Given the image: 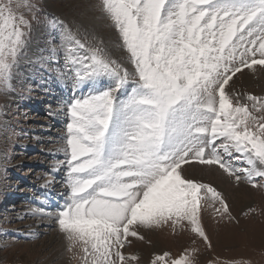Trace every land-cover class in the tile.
Masks as SVG:
<instances>
[{
    "label": "snow or ice",
    "instance_id": "snow-or-ice-1",
    "mask_svg": "<svg viewBox=\"0 0 264 264\" xmlns=\"http://www.w3.org/2000/svg\"><path fill=\"white\" fill-rule=\"evenodd\" d=\"M76 8L88 24L56 17L42 0H0V93L16 94L37 32L27 63L69 93L46 112L65 117L63 143L45 153L63 159L15 219L50 220L76 264H141L130 250L151 232L190 244L154 251L148 264H251L201 256L213 249L210 221L239 226L257 214L251 205L234 214L220 181L264 195V91L238 84L264 72V0H79ZM57 176L63 190L53 203ZM9 233L37 236L0 229ZM10 246L0 240V250Z\"/></svg>",
    "mask_w": 264,
    "mask_h": 264
},
{
    "label": "rangeland",
    "instance_id": "rangeland-1",
    "mask_svg": "<svg viewBox=\"0 0 264 264\" xmlns=\"http://www.w3.org/2000/svg\"><path fill=\"white\" fill-rule=\"evenodd\" d=\"M42 2L48 12L66 22L75 20L88 24L75 15L79 0ZM40 39L41 34L35 33L32 45L35 47L31 46V54L27 53V58L34 59L37 51L35 41ZM112 55L114 58L118 57L120 52L113 48ZM27 58L18 70L16 94L0 93V125L3 126L0 129V229H20L22 233L34 232L37 236L33 239L16 233L0 236V240L11 245L0 250V264H76L75 260L70 259L71 253L66 252L65 242L55 228L49 227L52 223L50 220L40 216L15 219L18 211L32 203L33 195H40L34 185L44 182L46 177L43 173L55 160L63 159V154L45 153L49 149H57L63 143L59 137L64 132L65 117L61 114L53 119L46 112L49 106L56 109L69 95L67 90L59 87L45 73L37 72L29 65ZM238 84H242L247 91L260 94L264 91V72L258 71L246 76ZM45 88L49 89L47 93ZM21 91L26 98H21ZM22 132L26 134H21ZM21 161L23 166L17 167V163ZM38 176L40 179H37ZM220 183L222 188L227 189L234 214L239 213L242 208L246 210L248 205L255 207L257 214L241 217L239 226L227 222L217 225L215 221H210L208 230L213 249L202 255L201 259L219 256L222 261L243 259L251 261V264H264V195L247 186H230L226 180ZM56 185L54 189L58 190H54L51 197L53 203L58 199L55 194L63 190L59 176ZM13 206L16 211L12 210ZM14 235L16 239H13ZM51 239L54 245L48 244ZM44 244L50 246L45 248ZM189 244L188 239L175 238L168 232H151L147 233L145 241H137L130 251L141 258V264H148L150 254L154 251L176 252L181 246ZM195 247L203 251L204 245L198 241ZM38 249H45L41 252H50L54 257L50 256L52 259L49 260Z\"/></svg>",
    "mask_w": 264,
    "mask_h": 264
},
{
    "label": "bare ground",
    "instance_id": "bare-ground-1",
    "mask_svg": "<svg viewBox=\"0 0 264 264\" xmlns=\"http://www.w3.org/2000/svg\"><path fill=\"white\" fill-rule=\"evenodd\" d=\"M75 1H76V0H75ZM69 2H70V1H69ZM75 8H76V7H75ZM85 21H87V20H85ZM86 23H88V21H87ZM34 47H35V46H32V48H34ZM32 48H31V49H32ZM28 54H31V50L28 51ZM55 186H57V185H55ZM57 188H58V187H57ZM54 190L56 191V190H58V189H54ZM59 190H60V189H59ZM59 192H60V191H59ZM33 220H34V219H33ZM30 225H31V224H30ZM44 243H45V242H44ZM48 244H50V245H54V243H53V239H51V241H50ZM50 245H45V244H44L43 246L46 248V247H48V246H50ZM37 248H38V247H37ZM38 250H39V249H38ZM43 250H45V249H42V250L40 249L39 252L42 253L41 251H43ZM42 254L44 255V257L46 256L47 258H49V257L51 256V255H50V252L42 253ZM51 257L53 258L54 256L52 255ZM52 258H49V260L52 259Z\"/></svg>",
    "mask_w": 264,
    "mask_h": 264
}]
</instances>
